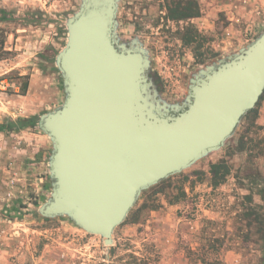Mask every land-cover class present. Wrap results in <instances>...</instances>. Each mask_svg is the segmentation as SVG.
<instances>
[{
  "label": "rangeland",
  "instance_id": "obj_1",
  "mask_svg": "<svg viewBox=\"0 0 264 264\" xmlns=\"http://www.w3.org/2000/svg\"><path fill=\"white\" fill-rule=\"evenodd\" d=\"M79 6L80 0H0V122L62 104L55 57L66 43L65 23ZM164 6V0H118L116 33L120 43H141L160 99L180 104L197 71L257 36L239 43L225 36L223 23L205 32L190 20L197 33L185 43L186 24L166 21ZM18 35L23 38L15 41ZM263 109L261 95L220 149L142 191L111 245L66 217L45 221L37 213L50 194L47 136L41 181L27 167L35 160L24 159L30 145L9 138L10 147L1 148L0 137V264H264V222L257 218L264 221ZM217 163L229 175L213 188L209 167Z\"/></svg>",
  "mask_w": 264,
  "mask_h": 264
},
{
  "label": "water",
  "instance_id": "obj_2",
  "mask_svg": "<svg viewBox=\"0 0 264 264\" xmlns=\"http://www.w3.org/2000/svg\"><path fill=\"white\" fill-rule=\"evenodd\" d=\"M118 0H80L55 57L64 98L38 117L48 137L50 194L42 218L66 217L111 245L142 191L186 170L231 137L264 90V30L200 69L180 104L160 99L149 58L120 43Z\"/></svg>",
  "mask_w": 264,
  "mask_h": 264
},
{
  "label": "crops",
  "instance_id": "obj_3",
  "mask_svg": "<svg viewBox=\"0 0 264 264\" xmlns=\"http://www.w3.org/2000/svg\"><path fill=\"white\" fill-rule=\"evenodd\" d=\"M200 16L191 21L199 30L205 32L211 30L215 24L223 23L222 29L226 37L241 42L244 37L258 36L264 30V0H200ZM217 25V24H216ZM15 41L21 40L23 36H15ZM45 41H40L42 44ZM44 44V43H43ZM17 46V45H16ZM264 112V109L263 111ZM263 118L261 114L257 122ZM260 122V121H259ZM261 124L262 121H261ZM1 148L10 147L9 138L20 139L21 143H28L25 146V162L27 160H35V163L27 166L35 169V181L44 180L42 166L44 164V157L46 154V144L50 143L46 136L38 130H20L8 134H0ZM20 164V162H19ZM35 165V167H34ZM39 176V178L37 177ZM264 176L263 174H261ZM264 204V201H263Z\"/></svg>",
  "mask_w": 264,
  "mask_h": 264
},
{
  "label": "trees",
  "instance_id": "obj_4",
  "mask_svg": "<svg viewBox=\"0 0 264 264\" xmlns=\"http://www.w3.org/2000/svg\"><path fill=\"white\" fill-rule=\"evenodd\" d=\"M164 1H165L164 9L166 12L164 15L165 20L175 23H179V22L185 23L186 27L184 29V33L181 36V40L184 41L185 43L193 42L194 35L197 33V31L196 28L190 23V20L200 16V8L198 6L197 1L196 0H164ZM4 20L5 18L3 16H0V21H4ZM55 71L59 73L57 69H55ZM60 82L62 86V80ZM22 88L24 94L27 88L26 83L23 84ZM261 95L262 97L264 96V90ZM250 112L251 111H248L247 114H249ZM38 117L39 116L35 115L30 117H17L14 119L6 118L4 121L0 122V133L8 134L15 131L26 130V129L38 130L37 129ZM209 173L211 176V186L215 188L221 185L222 183H224L226 177L229 175V170L223 163H217L210 165ZM47 180L50 181L49 177H47ZM162 182H164V180H162L158 184H162ZM48 185L49 186H46L47 190L50 188V184ZM247 200L249 202L252 201L250 195H247ZM252 217H254V220L256 221L255 214L252 213ZM40 218L45 221L48 220L46 218H42V217ZM257 218L259 224H263L262 222L264 221L260 220L259 217Z\"/></svg>",
  "mask_w": 264,
  "mask_h": 264
}]
</instances>
